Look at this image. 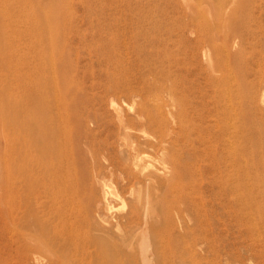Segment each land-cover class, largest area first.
Here are the masks:
<instances>
[{"label": "rangeland", "instance_id": "1", "mask_svg": "<svg viewBox=\"0 0 264 264\" xmlns=\"http://www.w3.org/2000/svg\"><path fill=\"white\" fill-rule=\"evenodd\" d=\"M52 1L55 0H40L42 5ZM64 1L63 13L68 18L64 22L65 34L58 38L57 49L65 50L66 69L64 74H60V79L68 78L62 84V89L68 94L61 100V105L76 110L66 139L70 146V165L65 163L64 172L62 170L60 175L55 172L53 181L41 182L29 193V181L26 182V176L18 169L26 157L22 158L17 153V139L29 132L23 131L25 122L21 126L22 119L20 123L14 120L15 115L18 114L19 118L22 113L16 110L6 112V116L0 113V173L3 172L0 175V198L11 196L17 202L37 209L43 219L42 225L48 229V249L54 253V258L50 259L47 252H36L35 258L20 259L22 249L17 242L16 231L0 212V264H60L58 260L65 262L63 264H88L85 260L80 263L74 258L68 262L63 259V249L58 243L62 237L57 242L53 233L57 219L53 221V215L47 217L44 207L40 208L42 203L57 205L64 200L100 204L99 211L95 212L98 215L95 230L98 231L93 232L112 236L117 259L115 264H264V0H239L237 14L229 17L231 24L226 29L227 36L229 29L231 32L227 48L230 56L233 55L232 65H235L232 67L242 72L238 82L244 89L241 136L243 199L240 205L225 191L226 179H234L232 167L215 160L221 152L223 138L220 136L221 123L216 117L214 96L221 74L218 64L226 61V55L220 45L221 40L214 38L211 26H208V22L214 26L218 24L215 11H228L231 0ZM32 10L41 16L39 8ZM242 10L248 15L244 16ZM203 11L207 17L203 16ZM20 15L15 28L5 29L6 41L12 45L0 37V54L6 49H14L20 54L31 51L33 46L47 48V42L41 40L40 26L35 29L26 23L27 15L23 12ZM208 56L213 67L208 63ZM7 68L0 61V78L4 82L15 77L11 74L12 68L10 71ZM15 68L25 76L29 75L27 67L17 65ZM45 71L50 77L51 71ZM22 91L23 87L19 86L11 90L0 88V97L3 99L6 94ZM172 92L177 99L184 103L191 101L195 106L193 109L190 104L186 105L184 116L195 128L192 142L182 144V147V139L179 137L178 143L174 136L168 137V133L163 147L158 144L150 147L143 137L127 133L125 125L135 113L131 107L135 100L148 101L158 93L171 103ZM127 125L137 127L131 122ZM131 127L128 128L130 132L133 131ZM132 148H135L134 152ZM136 150L152 157L149 156L152 166L141 174L132 159V152L136 153ZM162 152L167 155H161ZM172 154L183 160L188 156L184 161L189 164L194 179L184 176L178 181L173 176L172 163L168 159ZM9 160L17 168L10 174L6 171ZM153 164L171 166L167 169L170 175L162 170L155 174L148 172L155 166ZM162 172L166 180L163 174L159 176ZM147 173H151V179L145 178ZM101 183L110 190L107 209L100 203L103 194ZM180 191L185 193L183 201L178 196ZM138 198L140 202H137ZM191 198L198 200V221L201 220L202 226H195L192 220L183 217L181 207L185 209ZM142 199L148 200L144 203ZM144 211H148L147 217ZM72 215L73 211L67 210L64 218ZM23 221L18 223L19 226H26ZM186 224L191 227V232H185ZM144 225H148L147 228L144 229ZM60 228L62 225L59 223ZM119 236L121 241L126 237L129 243L119 241ZM147 241L149 245L145 243Z\"/></svg>", "mask_w": 264, "mask_h": 264}, {"label": "bare ground", "instance_id": "2", "mask_svg": "<svg viewBox=\"0 0 264 264\" xmlns=\"http://www.w3.org/2000/svg\"><path fill=\"white\" fill-rule=\"evenodd\" d=\"M213 1L214 0H212V2ZM217 2H218L217 4H219V1ZM238 2L239 0H231L230 3L232 5L229 7L228 11H222L221 9L216 10L215 13L217 15V19L219 22L216 26L212 25L213 23L210 24L208 22V26H211L212 29L211 33L214 35V38L217 37L215 38L216 40L217 39L221 40L220 45L222 48L225 49V55H226V61L222 63V65L221 63L218 64L221 74H219L218 76L219 79L217 80V86L215 88V96H214V103H215L214 108L216 111L217 120L221 123L220 136L223 138L222 147L220 150L221 152L215 156V160L219 162L220 161L226 162L230 167H232V170L234 171L233 173L234 179H232V181L226 179L227 185L225 186V191L229 193V195H231V197L234 200H237V203H239L240 205V201L243 199L242 198L243 197V176H242L243 159H242V148H241L242 146L241 136L243 131L242 126H243V116H244L243 114L244 89L241 87V85H239L238 82L239 76L242 74V72L237 70V68L236 69L234 68L235 70L233 69L232 66L235 65V64L232 65L233 55L230 56L231 52H229V49L227 48L228 42L230 40V36H229L231 33L230 29H229V35L228 36L226 35V31H227L226 29L231 24L230 22L231 20L229 21V19L232 17V15L234 16L235 14H237L236 13L238 10L237 7H239ZM64 5H65L64 0H55L54 2L53 1L49 2V4L47 5H42L40 0H0L1 40L8 43L9 45H12V42L6 41L8 39V36H7V31H5V29L7 27L15 28L16 23L18 22L17 19H20L21 16L20 14L23 12L25 16L27 15L25 18L26 23H29L30 25L34 26L35 29H37L38 26H40L41 36H43L41 40H44L45 43L47 42V44L44 43L47 46V48L44 46L42 47L33 46L31 51L27 50L24 53H20V54H18V52L15 51L14 49L13 50L6 49L4 50V52L0 54V61H2V63H5L6 68L12 66L11 67L12 70L11 68L10 69L7 68V69L8 71L11 70L12 75H15V77L12 78L13 80H8L6 78L7 79L6 82L3 81L2 77L0 78L1 90H5V89L11 90L12 87L16 88L18 86L21 88L23 87L22 93L18 92L17 94H14L11 92L9 94H6L7 97L3 96V99L2 97H0V113L5 116H6L5 114L6 112L11 113V111H15V110L16 112L22 113L19 114V118H17L18 115L17 114L15 115V119L14 117L13 119L15 120V122L19 121V123L20 120L22 119L21 126L25 122L23 125V131L25 133L29 132V134L27 135L29 137L23 134L22 138L17 139L19 144L17 153L20 156H22V158L26 157L25 163H23V165H21L18 169L19 171H21L22 175L26 176L27 178L26 182L29 181L27 183V191L29 193L32 192L34 188L38 187L41 184V182L42 184H44V182L46 181L47 182L53 181L55 172L57 175H60L61 171L63 170L64 172V168L69 164L68 156H70L69 153L70 146L69 143L66 142V139L69 137V129H70V125L72 124L70 120L76 114V110H74L73 107L70 108L69 106L64 107L61 105V100H63L68 94L67 90L62 89L63 87L62 84L65 83L68 78L64 76L62 77V79H60V74H64L66 69L65 59L63 58L65 56V50L57 49V45L59 44L58 38L63 37L66 31L65 29L66 24L64 22L68 17L67 15L65 16L66 13H63ZM32 8H34L35 10L36 8H39V12L41 13V16L38 15L39 13L35 15L34 10H32ZM212 10L214 12V8ZM242 13L244 16L248 15L247 12L244 10H242ZM29 15H33V17H30ZM203 16L207 17V15L205 14ZM61 20L63 21V23L61 22ZM15 31H18V29L16 28ZM34 48L36 49L34 50ZM14 59H17V61H15ZM208 63L213 67V62H211L209 56H208ZM17 65H22L23 67H27L29 75L25 76L21 72V70L18 71L17 68H15V66ZM45 69L46 70L48 69L49 72L51 71L50 77L47 76ZM17 72H19V74ZM164 96L166 97V95ZM170 101L171 103L165 101L163 97L158 93H155L151 97H149L148 101H142L141 99L135 100L131 106L132 108L135 109V113L133 114V117L126 122L125 125V128L127 129L126 130L127 133H129L130 135L131 133H133V135L137 134L138 136L143 137L144 139H146L145 140L146 145H149L150 147L156 144L160 145V147L161 146L163 147L164 146L163 144H165L163 143V141L166 140L168 133H169L168 137L174 136L175 141H177L178 143L180 141L179 140L180 137L182 139V143H181L182 147H184L182 144H187L192 142L194 140L195 128L193 127V124H189L188 121L185 120L184 116L186 115V105L190 104L191 107L195 109L194 104H192L191 101L188 103H184L183 100L177 99L173 92L171 94ZM26 115H28L29 117L27 118ZM2 119H5V117H2ZM128 122L137 124L136 125L137 127H131V125H127ZM129 127H131L133 131L130 132V130L128 129ZM129 141L131 142V140ZM134 149L132 148L133 152ZM164 149L165 148H163V150ZM133 152H132L133 155L132 159H134V163H136L137 168H139L137 170L139 171V173L144 172L145 169L151 165L149 164L152 162L150 160V158H152L151 155L138 151L136 153ZM163 154L167 155L166 152H162L161 155ZM27 157L29 158L27 159ZM187 158L188 156L184 158V160H187ZM168 159L170 163H172L171 166H172L173 176L176 179H178V181L179 179H181V177L184 176H189V178L194 179L193 173L189 171V164H187V161H184L183 159H177L174 154L168 155ZM129 160L131 161V158H129ZM164 161H166V159ZM166 164L168 165L167 162L165 163V165ZM165 165L162 166L155 165L153 168L151 167L152 170L148 172L152 171L153 172L152 174H155L158 173L160 170H162V171H166L169 174V172L167 171L169 166L166 167L167 165L166 166ZM133 168H135V166ZM223 168L226 169L227 167L225 166ZM14 169H15L14 163L11 160H9L6 165V171H8V173L10 174V171ZM15 170H17V168ZM2 173H0V175ZM167 173L165 174L167 175ZM162 174L163 172L159 176L162 177ZM150 175L151 173H147L145 178L151 179ZM142 177L144 178V174L142 175ZM163 178L165 179V176ZM169 178L170 177H168V179ZM185 180L186 179H184V181ZM149 182L151 183L152 181L150 180ZM153 182L155 183V179ZM100 186L103 187V188L100 187L103 189L102 199L100 200V203L105 207V209H107L110 201L109 200L110 196H108V194L110 195V190L103 183H101ZM141 187L140 189H142ZM79 192H81V190ZM178 196L181 201L185 199L184 192L180 191ZM145 198H147V196ZM145 198L143 197V199ZM143 199L142 202L145 201V200L143 201ZM147 200L148 199H146V201ZM138 201L140 202L139 198L137 202ZM146 201L144 203H146ZM188 202L189 204L185 206V209L181 207V211L184 219L186 220L189 218L194 222L195 226L196 225L202 226L201 220L198 221V213L200 209L198 200L196 201V199L191 198L188 199ZM58 203L57 205H55L54 203L51 204L48 203V205L42 203V205H40V208L44 207L43 211L44 214L47 215V217H50V215L52 214L53 221L57 219L56 220L57 225H55V230L53 233L55 239H57V242L59 241L58 238L62 237V241L58 243H60L59 246H61L63 249V251L61 252L63 259L66 262H68V259L74 258V260L78 259V262L80 263H83V261L85 260V262L88 264H115L117 262V259L115 256L116 254L114 253L113 250L112 236L107 232H106L107 234H104L103 232L102 236L96 234L98 232L96 233L93 232V231H98L95 230L98 224L96 221V216L98 215H96L95 212L99 211L100 204L97 202L82 203L77 201H65V200L61 202V204ZM138 205H140V203H138ZM46 207L49 209H46ZM150 208L153 209L154 207H150ZM147 209L149 210V208ZM67 210L73 211L72 217L64 218L65 211ZM0 212L6 219L10 221L12 227L16 231L17 242L19 243V246H21L22 249L21 252L22 255L20 254L21 256L20 259L22 257L29 259L33 257L35 255L34 253L36 252L40 254L43 252H47L49 254L48 256H50V259L54 258V253H50L51 251L49 252L50 249H48V239H47L48 229L45 228L44 225H42L43 219H41L40 216L38 215L37 209L34 210V207L32 205L29 206L28 204H24L23 202H17L15 199L9 196L8 198H4V197H2V199L0 198ZM237 212H239V209H237ZM147 213L145 212L146 217H147ZM99 215L101 216V214ZM155 216L156 214L154 215V217ZM112 218L110 220H112ZM128 218L130 219L129 216ZM20 221H23L27 227L19 226L18 223ZM102 222H104V220ZM59 223L62 225V229L61 228L58 229ZM105 225L107 226L109 225L106 224V220H105ZM147 226L144 225V229L145 227L147 228ZM29 227L30 229H28ZM36 227H38L40 230L39 231L35 230L37 229ZM144 231H142L140 235H142ZM101 232L102 230L100 231V233ZM185 232L186 233L191 232V227L188 224H186ZM119 233L121 232L119 231ZM137 234L135 235V237L137 236ZM125 238L124 240H126ZM118 239L119 241H121L120 236L118 237ZM143 239L145 240V238ZM124 240L122 239V241ZM126 241L124 242L127 243L128 241L127 242ZM180 241H178L179 244ZM117 243L119 244V242ZM145 243L149 245L150 242L147 241ZM146 247L148 246L146 245ZM149 249L148 251H150ZM147 252L145 253L146 254L150 253ZM58 261L60 264L65 263V262L62 263V260L61 261L58 260Z\"/></svg>", "mask_w": 264, "mask_h": 264}]
</instances>
